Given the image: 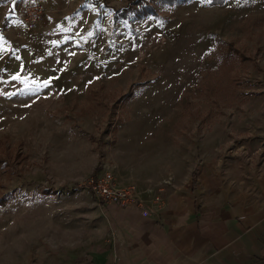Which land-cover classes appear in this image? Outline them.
<instances>
[{
    "label": "rangeland",
    "instance_id": "1",
    "mask_svg": "<svg viewBox=\"0 0 264 264\" xmlns=\"http://www.w3.org/2000/svg\"><path fill=\"white\" fill-rule=\"evenodd\" d=\"M132 1L0 0V264L100 236L79 182L151 142L264 174V0Z\"/></svg>",
    "mask_w": 264,
    "mask_h": 264
},
{
    "label": "crops",
    "instance_id": "2",
    "mask_svg": "<svg viewBox=\"0 0 264 264\" xmlns=\"http://www.w3.org/2000/svg\"><path fill=\"white\" fill-rule=\"evenodd\" d=\"M151 137L146 134L144 143ZM157 145L151 142L137 158L133 148L121 151L134 159L122 169L116 165L114 176L142 199L161 187L158 212L145 216L134 205L100 204V236L38 253L34 264H264V174L244 190L242 174L231 175L230 164L215 159L190 182L188 158ZM169 178V185L160 186Z\"/></svg>",
    "mask_w": 264,
    "mask_h": 264
},
{
    "label": "built area",
    "instance_id": "3",
    "mask_svg": "<svg viewBox=\"0 0 264 264\" xmlns=\"http://www.w3.org/2000/svg\"><path fill=\"white\" fill-rule=\"evenodd\" d=\"M33 10L29 13L31 14ZM100 174L92 175L85 180L79 182V187L88 191L91 196L100 205H120L136 206L141 210L142 215H149L158 212L163 207L162 188L157 187L156 190L149 189L148 196L145 199L140 198L135 187L119 185L111 169H102ZM170 178L160 183L162 185H169ZM151 204V209L147 206Z\"/></svg>",
    "mask_w": 264,
    "mask_h": 264
},
{
    "label": "trees",
    "instance_id": "4",
    "mask_svg": "<svg viewBox=\"0 0 264 264\" xmlns=\"http://www.w3.org/2000/svg\"><path fill=\"white\" fill-rule=\"evenodd\" d=\"M163 1L164 3L168 4L172 2L184 3L189 0H163ZM222 1L223 0H211L210 4H220ZM149 5L144 0H133L119 12L120 14L119 16H121L123 19H126L130 15V13L135 12V10L136 11L139 10L141 16L146 15L147 13L153 15V12Z\"/></svg>",
    "mask_w": 264,
    "mask_h": 264
}]
</instances>
